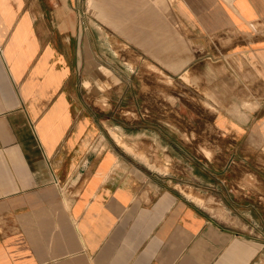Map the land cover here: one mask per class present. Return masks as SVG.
I'll list each match as a JSON object with an SVG mask.
<instances>
[{
    "label": "crops",
    "instance_id": "obj_1",
    "mask_svg": "<svg viewBox=\"0 0 264 264\" xmlns=\"http://www.w3.org/2000/svg\"><path fill=\"white\" fill-rule=\"evenodd\" d=\"M175 1L200 82L170 109L135 57L134 73L110 62L82 0H0V264H264V0ZM222 80L231 101L217 105L206 96ZM119 143L172 156L175 187L145 186L138 160L153 165ZM184 183L222 193L237 226L182 196Z\"/></svg>",
    "mask_w": 264,
    "mask_h": 264
},
{
    "label": "rangeland",
    "instance_id": "obj_2",
    "mask_svg": "<svg viewBox=\"0 0 264 264\" xmlns=\"http://www.w3.org/2000/svg\"><path fill=\"white\" fill-rule=\"evenodd\" d=\"M80 7L84 11L82 19L89 25L92 38L96 40L97 32L104 37L105 53L110 58V62L112 58H115V60L121 62L123 71H127L125 68H131L130 71L134 73L136 72L135 66L133 64V66L129 65V62L131 58L135 57L138 64L136 66L137 72H151L153 77L158 79V88L162 87L168 90V107L170 109L175 108L184 98L193 95V88H198L200 81L194 79L193 66L187 63L189 59L193 60V50L187 48L186 44L177 38L175 28H183V26L176 15L175 0H82L79 3ZM79 20L81 21V18ZM165 30L169 32L164 33ZM135 33L138 37L146 36L148 41L141 43L135 40ZM130 34L133 35V38H130ZM200 72L205 76H208L211 72L217 74V76H223L225 70L222 67V69L210 71L208 67L202 66ZM101 74L106 76L109 72L102 69L99 73L93 72L92 76L98 79ZM96 83L90 85V94L96 104L100 102L104 105L107 100L102 97L98 98ZM204 83L208 84L209 82ZM214 83L221 87L217 91V99L206 97L217 105L231 101V94L226 95V90L223 89L224 81ZM169 113L171 114L173 111ZM228 115L241 116L240 113H228ZM112 136L119 142V138L115 133H112ZM169 136L170 138L175 137L174 134ZM120 137L122 139V136ZM122 142L125 141L122 139ZM209 143L214 148L213 150L220 151L222 149L223 142L221 140L212 139ZM119 144L135 156L142 153L153 165L152 167L145 166L137 158L140 168H142L145 175L149 176V181L145 182V186L156 185V183L161 184L162 181L171 180L172 174L178 173V168L172 162V156L165 153L161 155L155 146L147 147L143 144L135 146V149L145 151L146 155L144 152L133 153L131 149L122 143ZM171 147L176 151V146ZM186 150L188 155L194 153L197 156H209L197 147ZM169 184L175 187L177 182L171 180ZM176 189L182 196L201 207L214 219L230 226H237L241 217L240 210L226 206L222 201V193L201 191L188 186L187 183L176 186ZM185 193H189L191 197H187ZM195 200H201V203Z\"/></svg>",
    "mask_w": 264,
    "mask_h": 264
},
{
    "label": "bare ground",
    "instance_id": "obj_3",
    "mask_svg": "<svg viewBox=\"0 0 264 264\" xmlns=\"http://www.w3.org/2000/svg\"><path fill=\"white\" fill-rule=\"evenodd\" d=\"M148 165V164H147Z\"/></svg>",
    "mask_w": 264,
    "mask_h": 264
}]
</instances>
